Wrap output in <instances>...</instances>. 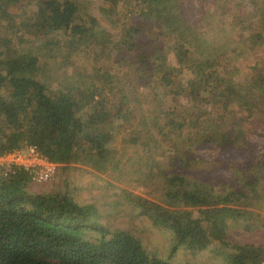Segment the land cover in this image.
I'll list each match as a JSON object with an SVG mask.
<instances>
[{
  "label": "trees",
  "instance_id": "obj_1",
  "mask_svg": "<svg viewBox=\"0 0 264 264\" xmlns=\"http://www.w3.org/2000/svg\"><path fill=\"white\" fill-rule=\"evenodd\" d=\"M12 1L0 0V19L6 18V8ZM108 1L115 5L119 0ZM56 2L39 0L42 12L19 25L30 35H50L49 45L64 28L62 32L69 30L65 33L74 43L82 37H91L93 49L98 47L104 53L107 36L93 35L92 28L82 20L68 29L72 18L66 10L59 13ZM134 2L143 19L153 20L161 34L171 40L170 49L177 62L171 68L157 67L161 71L160 83L166 88L163 98L159 99L162 112L178 120L182 115L179 106L210 104V116L202 122L207 123L205 127H219L216 113L226 110L233 115L236 106L231 105L240 86L247 89L250 109L264 110V80H258L227 60L226 50L233 43L219 45L204 37L209 32L215 33L210 15L203 17V23L199 24V21H189L179 0ZM254 7L263 13L264 0L256 1ZM237 18L233 15L231 23ZM223 20L214 27L218 31H223L225 23L230 22L228 18ZM17 34L12 20L6 18L5 24L0 23V66L5 65L8 70L6 74L0 72V153L35 144L51 161L58 163V169L86 164L96 171H105L116 153L108 146L115 136L109 130L114 114L109 92L116 86L108 67H103V73L94 70L89 74L93 81L85 82L78 98L72 93L75 86L57 90L47 83L43 74L47 61L43 57L28 55L22 61L18 56L9 55ZM133 34L122 39L129 47L135 44ZM235 48L237 44L231 50ZM144 67L146 76L151 69L146 64ZM187 73L189 77L185 79ZM124 91L123 86L118 87V94L123 96L120 102L127 99ZM241 131L237 128L230 130V134L225 130L205 134L203 140L220 148L232 142L246 146L248 141L245 137L240 139ZM129 141H135V137ZM163 174L167 183L165 194L173 201V207L132 193L126 197L152 226L171 234L170 255L178 249L196 254L206 250L213 241L226 243L229 222L247 218L264 198L263 161L251 165L242 183L238 181L233 189L218 195L210 187L198 186L184 175ZM29 182L27 172L21 169L7 175L0 171V264H174L169 258L148 252L142 239L132 231L110 229L99 223L92 210L75 201L69 192L28 191ZM225 261L226 264H263L264 245L235 244L225 253Z\"/></svg>",
  "mask_w": 264,
  "mask_h": 264
},
{
  "label": "rangeland",
  "instance_id": "obj_2",
  "mask_svg": "<svg viewBox=\"0 0 264 264\" xmlns=\"http://www.w3.org/2000/svg\"><path fill=\"white\" fill-rule=\"evenodd\" d=\"M56 1L58 12L66 10L72 18L68 29L82 20L84 25L92 28L93 35L107 36L104 53L99 52L98 47L93 49L91 37H82L74 43L65 33L69 30L62 32L64 28L56 33L58 37L50 45V35L27 34L19 23L33 20V16L42 12L39 0H14L6 8V18L12 20L18 29L9 55L18 56L22 61L28 55L43 57L47 61L43 68L47 83L57 90L75 86L72 93L78 98L84 91L85 82L93 81L89 74L94 70L103 73V67H108L116 85L109 92L114 111L109 130L115 136L108 146L116 153L103 172L86 164H70L66 169H58L52 181L29 182L26 189L69 192L75 201L92 210L99 223L110 229L132 231L142 239L148 252L169 258L174 264H226L225 253L232 250L233 245H264V198L247 218L229 222L226 243L213 241L206 250L196 254L178 249L170 255L173 247L171 234L152 226L151 221L126 197L132 193L173 207V201L165 194L164 172H175L198 186H208L214 195L230 191L238 181L242 183L252 164L264 162V110L250 109L246 87L234 90L236 103L233 105L232 102L231 106H236V110L233 115L227 114L226 110L216 113L219 127L204 126L207 123L202 120L210 116L211 108L205 103L191 105L183 101L184 105L179 106L182 115L173 120L162 112L159 99L163 98L166 88L160 83L161 71L157 70L158 65L163 68L177 65L170 49L171 40L161 34L153 20L143 19L134 0H119L115 5L108 0ZM256 1L179 0V3L191 22L202 24V18L210 15L215 33L209 32L204 37L219 45L225 42L237 44L235 51L231 50L233 44L226 50L227 60L262 81L264 10L263 13L255 10ZM233 15L239 18L231 23ZM6 18L2 17L0 23L5 24ZM227 18L230 22L225 23L223 31L214 28L220 19ZM132 26L138 31H133ZM132 32L135 44L129 47L122 39ZM187 63H190L189 59ZM145 64L151 69L146 76ZM0 72L6 74L7 67L1 65ZM187 77L189 73L184 75L185 79ZM119 86L125 90L127 99L124 102H120L123 96L117 92ZM226 116L227 120H224ZM237 128L242 129L240 139L245 137L248 145L232 142L220 148L203 140L205 134L222 130L230 134V130ZM132 137L135 141H129Z\"/></svg>",
  "mask_w": 264,
  "mask_h": 264
},
{
  "label": "built area",
  "instance_id": "obj_3",
  "mask_svg": "<svg viewBox=\"0 0 264 264\" xmlns=\"http://www.w3.org/2000/svg\"><path fill=\"white\" fill-rule=\"evenodd\" d=\"M58 166V163L51 161L35 144H26L0 153V171L4 175L21 169L27 172L29 181L34 184L52 181Z\"/></svg>",
  "mask_w": 264,
  "mask_h": 264
}]
</instances>
